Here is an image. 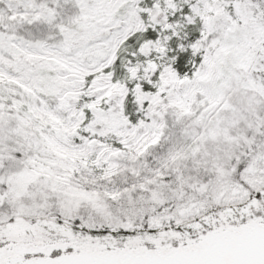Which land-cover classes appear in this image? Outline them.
Here are the masks:
<instances>
[{"label": "snow or ice", "instance_id": "6c2138e0", "mask_svg": "<svg viewBox=\"0 0 264 264\" xmlns=\"http://www.w3.org/2000/svg\"><path fill=\"white\" fill-rule=\"evenodd\" d=\"M0 264H264V0H0Z\"/></svg>", "mask_w": 264, "mask_h": 264}]
</instances>
